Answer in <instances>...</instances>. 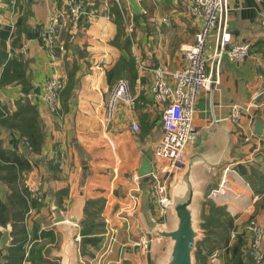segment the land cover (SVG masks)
I'll return each instance as SVG.
<instances>
[{
  "label": "crops",
  "instance_id": "0c3cea01",
  "mask_svg": "<svg viewBox=\"0 0 264 264\" xmlns=\"http://www.w3.org/2000/svg\"><path fill=\"white\" fill-rule=\"evenodd\" d=\"M72 1L75 0H0V64H5L0 81L5 68L11 67L12 72V65L18 67L16 62L27 64L26 73L21 70L12 81L8 79L2 84L0 102L9 103L14 110L17 100H29L43 112L48 131L42 150L30 154L35 176H42L38 184L42 183L43 194L42 202L32 208L34 218L26 222L29 238L22 264H61L56 252L63 233L52 221L51 203L54 200L67 213L76 202L82 204L83 236L85 209L91 198H103L95 220L98 226L87 234L98 235L100 242L84 252L87 258H83L80 249V263L97 264L105 219L109 218L120 230L119 241L109 256L112 264H152L159 244L157 237L148 234L151 242L147 253L125 245L127 228L117 213L130 203V193L140 186L137 192L142 202L132 217L133 234L139 227L145 232L150 230L151 218L166 223L165 211L153 197L151 182L145 184L140 180L137 184L134 174L148 152L153 154V171H160L162 161L154 158V150L163 133V106L155 102L151 93L154 69L184 66L187 59L182 46L195 40L200 18L189 12L191 0H137L141 7L138 13L132 11L129 0H76L84 2V12L73 32L66 14ZM116 4L125 16L120 25L113 9ZM52 11L61 15V25L58 36L49 43L39 35V30ZM228 25L234 39L251 42V51L241 61L225 54L218 72L219 82L212 88L201 89L194 115L199 136L187 145L186 155L197 149L208 161L196 168L204 187H210L203 201V217L213 200L226 207L233 219L231 232L250 234V220L264 225V0H230ZM216 40L215 30L208 40L210 56ZM119 61L125 70L111 80L109 74ZM75 64L79 66L80 79L75 96L69 101L61 96L60 111L67 110L52 118L43 98L45 82L59 76L66 85L68 66ZM120 77L129 80L134 99L130 103L119 100L112 119L107 120L106 102ZM234 104L240 109L239 121L232 117ZM259 119L263 121L261 134L255 132ZM134 121L139 123V130L132 128ZM249 133L253 137L246 142L244 135ZM11 139L16 149L26 146L15 134ZM70 163L71 173L77 177L75 191L71 179L68 178V184L67 176L61 179L57 169L69 170ZM187 167L186 159L183 170L169 185ZM223 178L226 192L211 196L210 190L218 187ZM61 190L64 192L58 194ZM232 239L229 236L228 243H221L228 260H232ZM10 240L0 252V264H9ZM228 260L224 256L221 264H228ZM197 264H203L199 258ZM204 264L209 263L206 260Z\"/></svg>",
  "mask_w": 264,
  "mask_h": 264
},
{
  "label": "built area",
  "instance_id": "2783aa9c",
  "mask_svg": "<svg viewBox=\"0 0 264 264\" xmlns=\"http://www.w3.org/2000/svg\"><path fill=\"white\" fill-rule=\"evenodd\" d=\"M229 3L230 0H191L188 4V10L192 15L200 18V24L195 40L182 46V51L186 54V63L174 70H167L163 66L154 69L151 93L155 102L163 106V133L154 150V158L162 161V165L159 172L158 170H151V188L153 197L162 210H165L170 201L169 182L178 172L183 170L186 163L187 145L194 140L198 132L194 124V115L201 89L212 88L214 83L219 82L218 72L225 54L232 60L241 61L251 51L252 44L250 41H238L232 36L228 25ZM83 12L80 1L71 2L69 14L72 20V29L78 25ZM52 13L49 20L39 30V35L49 43L58 36L61 25V15L54 11ZM213 29L217 31V40L210 56L207 48L209 36ZM4 65L0 64V74ZM213 73L217 75L214 77ZM64 85V79L59 76H53L45 82L43 98L51 105L52 109H56L59 103V93ZM23 94L24 92L21 91L20 95ZM133 99L129 80L125 77L118 78L106 102V119H112L116 103L119 100L130 103ZM240 115L238 105L234 104L232 106L233 119L239 121ZM132 128L139 130V123L134 121ZM247 135L245 140L250 141L253 133ZM140 178L138 173L134 174V180L137 184L140 183ZM225 184L226 178H223L221 184L213 188L209 194L218 197L226 190ZM139 187L133 189L130 193V203L119 210L117 216L127 228L125 245L132 246L138 252L147 253L150 250L151 242L148 233L140 227L138 232L134 234L131 231L132 217L140 204L139 193L137 192ZM105 223L97 264H112L109 256L119 241V227L109 218L105 219ZM250 227L253 231V240L249 252L257 263L262 264L264 262V225L252 221ZM235 235L236 233L233 231L232 236ZM224 249L225 247L214 249L210 256L214 264L222 263L220 252Z\"/></svg>",
  "mask_w": 264,
  "mask_h": 264
},
{
  "label": "water",
  "instance_id": "95a60500",
  "mask_svg": "<svg viewBox=\"0 0 264 264\" xmlns=\"http://www.w3.org/2000/svg\"><path fill=\"white\" fill-rule=\"evenodd\" d=\"M129 2L133 12L141 11L137 0H129ZM255 132L257 134L263 132V121L260 119L255 122ZM198 136L197 132L192 142H196ZM27 148L28 146H24V150ZM186 159L188 167L170 183L168 188L170 201L164 210L166 223L151 218L149 226L151 231H146L151 237L155 235L159 242L152 264H197L198 243L205 237V229L202 225L205 221L203 201H206V193L210 187H204V183L196 174V168L200 164H207L208 161L204 154L197 152V149L186 155ZM152 161L151 152L144 154L138 170L140 180L145 184L152 180ZM139 198L141 204L140 194ZM81 207L82 204L76 202L72 211L67 213L54 200L51 203L52 221L63 233L61 247L56 252L61 264H81L79 256L82 240L79 236L84 214V208ZM10 238L9 230H4L0 245L5 246Z\"/></svg>",
  "mask_w": 264,
  "mask_h": 264
},
{
  "label": "trees",
  "instance_id": "16d2710c",
  "mask_svg": "<svg viewBox=\"0 0 264 264\" xmlns=\"http://www.w3.org/2000/svg\"><path fill=\"white\" fill-rule=\"evenodd\" d=\"M118 3V2H117ZM114 12L117 15V22L120 25V23L124 19L123 11L119 7L118 4L114 6ZM123 62H127L128 60L123 59ZM122 61L118 62L115 68L110 72L109 77L112 80L113 76H117L120 74L124 69L125 65L122 64ZM131 63V61H129ZM16 65L18 66L17 68L13 66V71L11 72L12 68H5L3 74H2V79L0 81V87L2 84L8 81H12L14 75L16 73L19 74V72L22 70L24 73H26V67L25 64H22L21 62H16ZM127 66V65H126ZM69 73H68V81L66 86L64 87L62 91V97L63 100L69 101L75 96V87L78 86L79 84V77H78V71H79V66L78 65H69L68 66ZM9 70V71H8ZM21 82H25V79H20ZM1 104V102H0ZM15 109L9 107V116H5L6 119H9V125L10 126H0V133H2V128L3 130H14L16 131L18 128V131L20 132V137L25 138L28 137L30 142H32L33 150L36 152H40L45 145V138L47 136V127L46 124L44 125V120L41 115V110L38 108L35 104H32L29 100L23 101V100H17L15 102ZM67 110V108H65ZM1 115L3 116V111L0 108V117ZM41 115V116H40ZM0 121H6L5 119L0 118ZM8 122H0V124H4ZM4 139L2 136H0V168L1 169H9L10 172L8 171V174L6 175V178L10 181V183H15L16 177H17V171L18 170H31L33 169V164L31 163V160L29 158L30 156V150H24L22 149H16L10 144H3ZM53 176L56 174L52 173ZM28 192V188L25 186V188H19L18 196H20V200H12V204L14 202L20 201L19 204V210H13V208L9 205L6 204L4 198L5 196L7 197V192H6V187L0 180V238L3 234L2 228L3 227H8V224L12 222L13 230L10 231L12 235V239L9 242V264H22V260L24 257V249H23V241L27 237V228L23 224L20 225L18 222L14 219V214H18L21 211L27 210L29 204L27 202V197L26 193ZM64 191H59L57 192L58 194H61ZM17 193V190L15 191V194ZM62 198L61 195H59L58 200L60 201ZM103 198H91L87 202V207L85 209L86 215H87V222L85 224L84 230H83V238H82V252H86V250H89V246H98L100 242V237L98 235H87L89 231L95 229V227L98 226V222L96 223L95 220H98V217L100 215L99 209L92 210L91 206L96 205L99 203V206L102 205ZM38 202L36 199H33L31 205H36ZM209 207L207 212L204 214V219L205 221L203 222V227L205 229V237L198 243V252L200 255L201 248L200 244L204 242L208 237L209 233V228L211 227L212 220L217 221L220 220V210L223 212L218 204L210 200L209 201ZM28 205V206H27ZM29 209V208H28ZM26 212V211H25ZM11 214V215H10ZM24 218V217H23ZM89 220V221H88ZM225 224L227 226L226 233L221 235L223 238V242L228 243L229 241V231L230 228L233 226V219L231 217H228L225 221ZM2 227V228H1ZM18 228L20 231H18ZM229 230V231H228ZM19 233V235H17ZM26 233V234H25ZM221 243H218L214 245L213 248H216V246L220 245ZM251 242H249L246 238L240 239L238 242H235L232 246L233 250V264H250V260H252L249 248H250ZM3 250V247L0 245V252ZM90 251V250H89Z\"/></svg>",
  "mask_w": 264,
  "mask_h": 264
},
{
  "label": "rangeland",
  "instance_id": "374dc122",
  "mask_svg": "<svg viewBox=\"0 0 264 264\" xmlns=\"http://www.w3.org/2000/svg\"><path fill=\"white\" fill-rule=\"evenodd\" d=\"M81 4H82V7H83L84 6V2H82ZM66 14L69 16L68 18H69L70 21H68V22L70 24L69 23L68 24H69V27H70V26H72V20H71L70 14H69V10L67 11ZM70 29L73 32L75 31L74 29H72V27H70ZM214 31H215V29L212 30V32H214ZM73 32L71 33L72 35H73ZM64 87L60 90V93H59V103H58L56 109H52L51 105L48 102H46L48 104V113H49V115H51L52 118H54L53 115H57V114L63 113V112L65 113V110L64 109H63V111L62 110L60 111V109H61V96H62L61 93H62ZM9 107H10L9 106V103H1L0 104V108L3 111V114H4L3 116L1 115L0 118L6 120V121H0V122H8V123L0 124V126H10L9 125V119H6L5 118V116H9V111L12 110V109L9 110ZM41 115H42L41 118H45V116L43 115V112H41ZM43 123H44V125L46 124L45 121ZM3 129L4 128H2V131L3 132L0 133V136H2V138L4 139L2 141L3 144L7 143V144H10L11 146H13V143L11 142L12 141L11 138L13 137V134H15L18 137H20L19 136L20 135V132L18 131L19 128L16 131H14V130L9 131V130H3ZM247 136H248L247 134L244 135V140L246 139ZM20 139H21V142H23L26 146H28L29 149L27 148L26 150H30V153L36 152V151L33 150V146H32L33 144H32V142H30V140H29L28 137H25V138H21L20 137ZM29 158H30V156H29ZM30 160H31V158H30ZM0 163H1V161H0ZM70 164L71 165L69 167V170H66L67 168H62L61 169L60 167L57 168V169L60 170L59 176H60L61 179H64V178H66L65 176H67V178H66L65 181L68 184H69L68 178L71 179L72 188L75 191L76 190L75 187H76V183H77V177L75 179L74 178L75 175L71 173L73 166H72V163H70ZM8 171L10 172L9 169L7 170L5 168L4 169H1L0 168V180L4 184V186L6 187V192H7V197L5 196L4 200H5V202H6V204L8 206L10 205L13 208V210H19L20 201L14 202L12 204V202L10 201V199L15 200V201L16 200H20V196L17 195L18 192H19V188H25V186L28 188V192L26 193V197H27V202L29 204V206L27 205L29 209L28 208H27V210L25 209L26 212L23 209V211H21L20 213H18V214L15 213L13 215L14 216V219L13 220H16L18 222V224H20V225L23 224L24 226H26V222H28L29 219H33L34 218V216H33L34 213L31 212L33 206H35V205H31L33 199H36V201L38 202L37 204H40L42 202L41 198H42V194H43L42 193L43 192V186H42V183H41V185L38 184V178H42V176L41 175H38V174L37 175L39 177L38 176L37 177L35 176L34 167L31 170H26V169L18 170L17 171V177H16L15 183H10V181L6 178V175L8 174ZM50 175H51V172L47 176H50ZM225 185L227 187V184H225ZM70 188L71 187L69 186V192L72 191V188L71 189ZM16 190H17V193L15 194V191ZM69 192H68V195H69ZM225 192H226V190L223 193H225ZM218 206H219V204H218ZM98 207H99V203H97L94 206H91L92 210H96V209H98ZM220 207H222L221 209L223 210V212H221V210H220L219 211L220 214H218L221 219L220 220H217V221H213L212 220V224H211V227L209 228V233H208L209 237L204 242H202L200 244V248H201L200 255H199V253H197V258H199L200 261H201V263H203V264L206 262V260H207V262L209 264H214L211 261L210 256L213 253L214 249H217V248H221L222 247L221 244H220V245L216 246V248L211 249V248L214 247V245L223 242L222 241L223 238H222L221 235H223V234L226 233L227 226L225 224V221H226V219L228 217H230V215L227 214L226 207H223L221 205H220ZM252 221H255V220H253V219L250 220V222H252ZM13 226L14 225L12 224V222H10V224H8V227H3V228L1 227V228H2V230L7 229L10 232V231L13 230ZM250 226L251 225H248L247 226V230L249 231L250 234H248L246 232H238L237 230H234V232L236 233V235L234 237L232 236V232L233 231L231 232V229H230V231L228 230L229 231V233H228L229 236L233 238L232 239V246H233V244L235 242H238L240 239H243L244 240L246 238L249 242H252V240H253V231L251 230V227ZM18 231H20L19 228H18ZM27 232L28 231H26V233ZM17 235H19V233H17ZM10 236H11L10 239H12L11 232H10ZM27 236H28V233H27ZM28 238H29V236H28ZM82 238H83L82 233H80V240H82ZM27 242H28V240H27V237H26L24 239V241H23V244H22L23 249H24V256H26V252H27V250L25 248V245H27ZM197 252H198V250H197ZM204 254H205V258H204ZM83 256H84V253H83ZM224 256H225V260L226 259L228 260V253H227V250L226 249H224L222 252H220V259L223 260V257ZM87 257L88 256H86V257L84 256L83 258H87ZM231 258H232V260H228L227 261L228 264H233V254H232ZM251 258H252V260H250V264H260V263H257V261L254 259V257L251 256ZM262 264H264V262Z\"/></svg>",
  "mask_w": 264,
  "mask_h": 264
}]
</instances>
